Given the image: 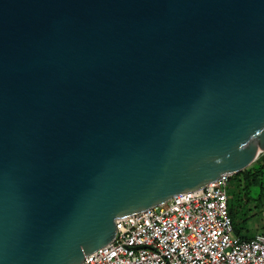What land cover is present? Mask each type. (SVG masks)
<instances>
[{
    "label": "water",
    "instance_id": "water-1",
    "mask_svg": "<svg viewBox=\"0 0 264 264\" xmlns=\"http://www.w3.org/2000/svg\"><path fill=\"white\" fill-rule=\"evenodd\" d=\"M263 153L264 0H0V264H80Z\"/></svg>",
    "mask_w": 264,
    "mask_h": 264
},
{
    "label": "built area",
    "instance_id": "built-area-1",
    "mask_svg": "<svg viewBox=\"0 0 264 264\" xmlns=\"http://www.w3.org/2000/svg\"><path fill=\"white\" fill-rule=\"evenodd\" d=\"M225 172L204 187L116 219L113 239L80 264H264V230L239 234Z\"/></svg>",
    "mask_w": 264,
    "mask_h": 264
},
{
    "label": "trees",
    "instance_id": "trees-1",
    "mask_svg": "<svg viewBox=\"0 0 264 264\" xmlns=\"http://www.w3.org/2000/svg\"><path fill=\"white\" fill-rule=\"evenodd\" d=\"M230 182L232 183L229 193V209L233 218L236 231L241 234L236 222V210L240 201L249 204L258 194V199L264 197V153L243 170L235 172Z\"/></svg>",
    "mask_w": 264,
    "mask_h": 264
},
{
    "label": "rangeland",
    "instance_id": "rangeland-1",
    "mask_svg": "<svg viewBox=\"0 0 264 264\" xmlns=\"http://www.w3.org/2000/svg\"><path fill=\"white\" fill-rule=\"evenodd\" d=\"M232 183L229 182V189ZM240 205L236 210V222L241 233L247 234L252 232L257 224L264 223V197L258 199V194H254V198L249 204L240 201Z\"/></svg>",
    "mask_w": 264,
    "mask_h": 264
},
{
    "label": "crops",
    "instance_id": "crops-1",
    "mask_svg": "<svg viewBox=\"0 0 264 264\" xmlns=\"http://www.w3.org/2000/svg\"><path fill=\"white\" fill-rule=\"evenodd\" d=\"M259 230H264V223L257 224L255 229L252 232H250V233H247V234L241 233V234L245 235V236H253Z\"/></svg>",
    "mask_w": 264,
    "mask_h": 264
}]
</instances>
